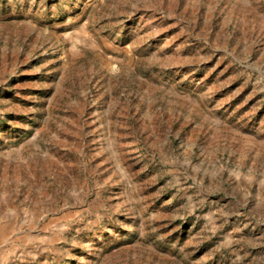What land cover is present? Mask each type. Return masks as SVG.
Returning <instances> with one entry per match:
<instances>
[{
  "label": "rangeland",
  "instance_id": "1",
  "mask_svg": "<svg viewBox=\"0 0 264 264\" xmlns=\"http://www.w3.org/2000/svg\"><path fill=\"white\" fill-rule=\"evenodd\" d=\"M0 264H264V0H0Z\"/></svg>",
  "mask_w": 264,
  "mask_h": 264
}]
</instances>
